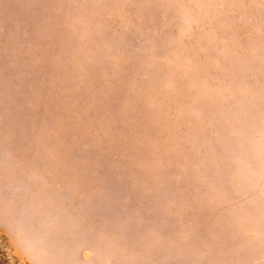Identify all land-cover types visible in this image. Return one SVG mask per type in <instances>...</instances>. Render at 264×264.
<instances>
[{
	"label": "rangeland",
	"instance_id": "rangeland-1",
	"mask_svg": "<svg viewBox=\"0 0 264 264\" xmlns=\"http://www.w3.org/2000/svg\"><path fill=\"white\" fill-rule=\"evenodd\" d=\"M0 264H264V0H0Z\"/></svg>",
	"mask_w": 264,
	"mask_h": 264
}]
</instances>
